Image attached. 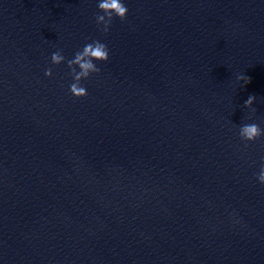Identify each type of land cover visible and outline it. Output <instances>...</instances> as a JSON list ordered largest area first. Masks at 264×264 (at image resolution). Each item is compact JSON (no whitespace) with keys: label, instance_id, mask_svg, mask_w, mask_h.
Listing matches in <instances>:
<instances>
[{"label":"water","instance_id":"95a60500","mask_svg":"<svg viewBox=\"0 0 264 264\" xmlns=\"http://www.w3.org/2000/svg\"><path fill=\"white\" fill-rule=\"evenodd\" d=\"M126 3L0 0V207L54 264H264V0ZM92 39L77 98L50 54Z\"/></svg>","mask_w":264,"mask_h":264},{"label":"clouds","instance_id":"9594fccd","mask_svg":"<svg viewBox=\"0 0 264 264\" xmlns=\"http://www.w3.org/2000/svg\"><path fill=\"white\" fill-rule=\"evenodd\" d=\"M96 7L99 9L95 16L96 23L102 25L101 30L105 33L110 30L114 17L123 20L127 17L129 11L126 0H96ZM109 57L110 49L107 43L100 39H92L86 42L80 49L75 51L71 58L66 57L62 49H57L50 54L51 64L66 63L71 76L68 83V92L77 98L88 95L87 86L83 81L87 80L93 73H99L101 71L99 62H107ZM44 75L51 77L53 75L52 68H45ZM237 80L247 83L250 81V77L242 73L237 76ZM255 99L254 95H249L244 101V106L252 108ZM253 111H255L254 108ZM237 135L247 146L249 142H255L264 137V128L254 121L244 122L238 125ZM254 175L260 184H264V163H261L259 171Z\"/></svg>","mask_w":264,"mask_h":264}]
</instances>
